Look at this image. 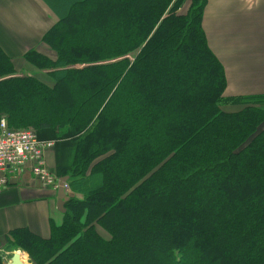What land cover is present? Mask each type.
I'll return each mask as SVG.
<instances>
[{
	"label": "trees",
	"instance_id": "trees-1",
	"mask_svg": "<svg viewBox=\"0 0 264 264\" xmlns=\"http://www.w3.org/2000/svg\"><path fill=\"white\" fill-rule=\"evenodd\" d=\"M43 1L55 57L24 56L53 83L9 76L0 52V117L54 141L71 193L47 238L15 228L6 249L32 264H264V96L223 95L206 0Z\"/></svg>",
	"mask_w": 264,
	"mask_h": 264
},
{
	"label": "crops",
	"instance_id": "crops-1",
	"mask_svg": "<svg viewBox=\"0 0 264 264\" xmlns=\"http://www.w3.org/2000/svg\"><path fill=\"white\" fill-rule=\"evenodd\" d=\"M185 3L188 8L190 1ZM57 19L43 0H0V52L15 70L9 76L33 75L41 80L43 74L49 78L48 70L33 67L24 55L35 50L54 59L55 52L42 38ZM201 25L208 47L224 70L223 95L264 96V0H206ZM45 158L56 173L54 146L46 151ZM56 199V189L41 185L27 170L18 182L0 189L2 257L10 255L6 244L12 229L27 228L43 238L50 235V224L62 221ZM17 253L21 263L28 264L25 253Z\"/></svg>",
	"mask_w": 264,
	"mask_h": 264
},
{
	"label": "built area",
	"instance_id": "built-area-1",
	"mask_svg": "<svg viewBox=\"0 0 264 264\" xmlns=\"http://www.w3.org/2000/svg\"><path fill=\"white\" fill-rule=\"evenodd\" d=\"M54 145L53 140L37 137L32 127L13 128L7 125L5 116L0 117V189L20 180L29 171L41 185L57 189L58 176L46 162V151ZM65 191L68 184H63Z\"/></svg>",
	"mask_w": 264,
	"mask_h": 264
},
{
	"label": "water",
	"instance_id": "water-1",
	"mask_svg": "<svg viewBox=\"0 0 264 264\" xmlns=\"http://www.w3.org/2000/svg\"><path fill=\"white\" fill-rule=\"evenodd\" d=\"M68 176H63L59 178V185L56 189V207L58 211L64 213L66 208L64 207L65 202L69 200L70 195L64 190L63 184L67 181ZM19 250L12 251L10 260L6 262V264H22L19 260L18 253Z\"/></svg>",
	"mask_w": 264,
	"mask_h": 264
},
{
	"label": "rangeland",
	"instance_id": "rangeland-1",
	"mask_svg": "<svg viewBox=\"0 0 264 264\" xmlns=\"http://www.w3.org/2000/svg\"><path fill=\"white\" fill-rule=\"evenodd\" d=\"M186 8H187V3H185L184 6H183V5L181 6V8L179 9V12H180V13H183V12L186 10ZM36 71H37L38 74L40 73L38 70H36ZM40 78H41V80L44 79L43 81H44L46 84H51V83H52V80H51L50 78H47V76H45V75H43V74H42V77H40ZM239 108H240V104H233V103H230V102L222 103V109L225 110V111H235V110H238ZM67 191H68L69 194L71 193L70 189L67 190ZM78 197H79V196H78ZM100 232H101V231H100ZM101 233L107 237V235L104 234V232H101ZM14 250H15V249L10 250V253L12 254V251H14ZM17 250L20 251V249H17ZM19 251H17V252H19ZM22 253H25V252L22 251ZM25 255H26V262H28V264H32V263L29 261V259H28V255H27L26 253H25ZM10 257H11V256H10L9 254H8V255L4 254V255H3V260H4V262L8 261Z\"/></svg>",
	"mask_w": 264,
	"mask_h": 264
},
{
	"label": "bare ground",
	"instance_id": "bare-ground-1",
	"mask_svg": "<svg viewBox=\"0 0 264 264\" xmlns=\"http://www.w3.org/2000/svg\"><path fill=\"white\" fill-rule=\"evenodd\" d=\"M18 257H19V260H20V262H21V256H20V254L18 253Z\"/></svg>",
	"mask_w": 264,
	"mask_h": 264
}]
</instances>
